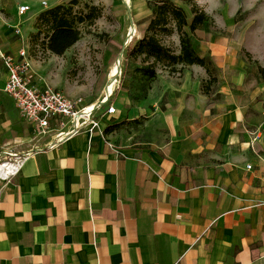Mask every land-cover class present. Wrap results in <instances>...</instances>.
<instances>
[{"label": "crops", "instance_id": "obj_1", "mask_svg": "<svg viewBox=\"0 0 264 264\" xmlns=\"http://www.w3.org/2000/svg\"><path fill=\"white\" fill-rule=\"evenodd\" d=\"M24 15L0 0V49L16 57ZM212 55L217 90L197 64L161 74L155 139L124 147L108 106L94 133L38 135L0 57V161L25 159L0 180V264H264V97Z\"/></svg>", "mask_w": 264, "mask_h": 264}, {"label": "rangeland", "instance_id": "obj_2", "mask_svg": "<svg viewBox=\"0 0 264 264\" xmlns=\"http://www.w3.org/2000/svg\"><path fill=\"white\" fill-rule=\"evenodd\" d=\"M72 1L1 0L2 6L15 7L18 13L19 6L24 3L31 7L25 15H19H24L20 18L24 25H31L26 38L33 62L32 80L39 87L58 88L73 99L82 97L88 105L101 102L111 93L116 105H121L120 111L110 119L119 117L123 121L109 134L111 140L120 147L140 142L150 145L155 139L156 127L150 118L153 103L166 98L159 88L160 75L183 73L188 65L170 66L148 58L140 52V41L146 35L154 34L162 44L179 54L180 32L175 21L170 20L153 29L149 27L154 3L163 0H151V4L149 0H79L74 4L77 14L86 13L90 6L96 5L101 8V16L93 24H79L80 40L63 55H57L47 49V29L38 27V19L44 10L58 4L69 5ZM172 1L186 11L189 21L196 12H205L208 16L195 31L184 27L191 35L196 51L201 56H213V52H218L221 58L233 60L236 64L231 68L244 73L243 83L251 86V90L257 88L258 97L261 92L264 97V0ZM133 37L135 54L126 57V49ZM142 69L155 70L156 76L151 77ZM220 71L218 66L213 73L218 76ZM202 85L217 90L218 78L211 84L209 79H204ZM260 127L263 129L264 125Z\"/></svg>", "mask_w": 264, "mask_h": 264}, {"label": "built area", "instance_id": "obj_3", "mask_svg": "<svg viewBox=\"0 0 264 264\" xmlns=\"http://www.w3.org/2000/svg\"><path fill=\"white\" fill-rule=\"evenodd\" d=\"M43 3L47 4V1ZM30 9L28 4H22L19 6V14H25ZM20 32V28L17 27L16 33ZM0 57L7 73L5 91L13 97L22 116L33 124L38 135L43 136L56 130L60 137H65L78 133L84 128L94 133L101 129V120L97 111L108 106L107 114L117 112L115 104H110L107 96L102 100H107L106 103L101 104V101L89 106L84 103L82 97L73 99L58 88L39 87L32 80L33 62L26 48H21L17 57L0 49ZM52 121L56 123L54 128H52ZM24 160L21 157L1 160L0 180H7L16 175L23 166ZM251 167L248 165V168Z\"/></svg>", "mask_w": 264, "mask_h": 264}, {"label": "trees", "instance_id": "obj_4", "mask_svg": "<svg viewBox=\"0 0 264 264\" xmlns=\"http://www.w3.org/2000/svg\"><path fill=\"white\" fill-rule=\"evenodd\" d=\"M150 4H151V0ZM79 0H73L68 4H58L47 10H44L38 19V27H46V47L52 53L63 55L69 48L77 43L81 38L79 24H93L101 16V8L96 5L89 7L86 13L77 14L74 11V4ZM208 18L205 12H196L192 21H189L186 11L182 7H178L172 0H163V2H155L153 7V17L151 18L149 27L157 28L161 24H167L170 20L175 21L180 32L181 52L176 54L166 47L159 38L154 35H146L140 41V52L145 53L148 58H154L158 62H166L170 66L177 64L200 65L206 69L210 77V84L217 81V75L213 70L218 69L212 56H201L195 49L191 35L184 30L189 27L195 31L197 27L204 23ZM134 37L126 49V57L135 54L136 45L133 42ZM151 77L156 76V71L151 69H142ZM109 101H113L111 97ZM134 121H138L135 119ZM121 123L114 124L105 131L109 132Z\"/></svg>", "mask_w": 264, "mask_h": 264}, {"label": "water", "instance_id": "obj_5", "mask_svg": "<svg viewBox=\"0 0 264 264\" xmlns=\"http://www.w3.org/2000/svg\"><path fill=\"white\" fill-rule=\"evenodd\" d=\"M110 97H111V94H110V93H108V94H107V100H109V99H110ZM107 100H105V101H102V102H101V104H104V103H106V101H107Z\"/></svg>", "mask_w": 264, "mask_h": 264}, {"label": "bare ground", "instance_id": "obj_6", "mask_svg": "<svg viewBox=\"0 0 264 264\" xmlns=\"http://www.w3.org/2000/svg\"><path fill=\"white\" fill-rule=\"evenodd\" d=\"M89 106H92V105H89Z\"/></svg>", "mask_w": 264, "mask_h": 264}]
</instances>
